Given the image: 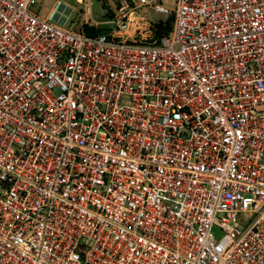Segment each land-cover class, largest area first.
I'll return each instance as SVG.
<instances>
[{"label":"built area","instance_id":"obj_1","mask_svg":"<svg viewBox=\"0 0 264 264\" xmlns=\"http://www.w3.org/2000/svg\"><path fill=\"white\" fill-rule=\"evenodd\" d=\"M160 1L0 0V264H264V0Z\"/></svg>","mask_w":264,"mask_h":264},{"label":"rangeland","instance_id":"obj_2","mask_svg":"<svg viewBox=\"0 0 264 264\" xmlns=\"http://www.w3.org/2000/svg\"><path fill=\"white\" fill-rule=\"evenodd\" d=\"M56 1L57 0H36V4L33 6L32 9L34 12H37L41 16H45L50 10L51 6L56 3ZM59 1L61 2V4L67 5L69 7V9L63 6L58 7V13H64L67 16L65 25L69 28H71L72 25L75 28L79 27L81 24H83L85 18H87L89 22L91 21L89 19V15L87 13H84L86 11L85 3L88 0H84L83 3H78L77 0ZM107 2H109L110 4ZM160 2L169 8H173L175 4L174 0H161ZM101 3H105L106 5L108 4V6L110 7H114L113 2L111 0H101V2L99 0H91V17L94 20L100 21L102 17L103 19H105V13Z\"/></svg>","mask_w":264,"mask_h":264},{"label":"crops","instance_id":"obj_3","mask_svg":"<svg viewBox=\"0 0 264 264\" xmlns=\"http://www.w3.org/2000/svg\"><path fill=\"white\" fill-rule=\"evenodd\" d=\"M101 2V0H99ZM113 2V5L114 7H110L108 6V4L106 5L105 3H101L102 4V7H103V10H104V13H105V19H102L100 21L98 20H94L92 17H91V0H88L86 3H85V7H86V11L84 13H87L89 15V19L91 20L90 22L87 20V18H85L83 24H81L79 27L75 28L73 25H72V29H83L85 30L84 28V25H87V26H94L95 28H101L103 29V32L101 33H108L109 31L112 30V27L113 25L109 22L111 20V18L114 16L115 12H116V8H117V4L114 0H111ZM78 3H83L84 0H77ZM109 3V2H107ZM110 4V3H109ZM118 4H119V0H118ZM60 6H63V7H66L67 9H69V7L67 5H64V4H61V2L59 0L56 1V3L54 5L51 6L50 10L48 11V13L44 16H49V14L52 12V11H56L55 14H53V18L54 20H57L59 23H63L64 22V25H65V22H66V15L64 13L60 14L58 13V7ZM71 9V8H70ZM103 13V14H104ZM62 16V17H61ZM73 21V20H72ZM66 26V25H65ZM67 27V26H66ZM86 31V30H85ZM99 34V33H97Z\"/></svg>","mask_w":264,"mask_h":264},{"label":"trees","instance_id":"obj_4","mask_svg":"<svg viewBox=\"0 0 264 264\" xmlns=\"http://www.w3.org/2000/svg\"><path fill=\"white\" fill-rule=\"evenodd\" d=\"M118 6V0H114ZM171 23H172V17H170L165 23H158L157 24V30H156V34L158 36H162L164 34H167L168 31L171 29ZM84 28L86 30V32L90 35H94L97 33H101L103 32V29L101 28H95L94 26H87L84 25Z\"/></svg>","mask_w":264,"mask_h":264},{"label":"bare ground","instance_id":"obj_5","mask_svg":"<svg viewBox=\"0 0 264 264\" xmlns=\"http://www.w3.org/2000/svg\"><path fill=\"white\" fill-rule=\"evenodd\" d=\"M59 9V8H58ZM56 11H54V14H55ZM62 17V16H61Z\"/></svg>","mask_w":264,"mask_h":264}]
</instances>
